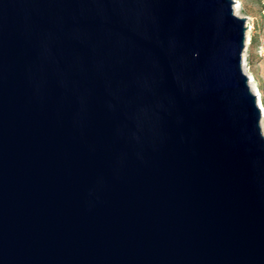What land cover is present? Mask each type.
<instances>
[{"label": "water", "instance_id": "obj_1", "mask_svg": "<svg viewBox=\"0 0 264 264\" xmlns=\"http://www.w3.org/2000/svg\"><path fill=\"white\" fill-rule=\"evenodd\" d=\"M234 3L0 0V264H264Z\"/></svg>", "mask_w": 264, "mask_h": 264}, {"label": "rangeland", "instance_id": "obj_2", "mask_svg": "<svg viewBox=\"0 0 264 264\" xmlns=\"http://www.w3.org/2000/svg\"><path fill=\"white\" fill-rule=\"evenodd\" d=\"M239 1V15L250 23L251 30L247 29V41L243 53L244 70L253 79V88L256 90L260 104L264 109V0H237ZM261 131L264 135V112L261 117Z\"/></svg>", "mask_w": 264, "mask_h": 264}, {"label": "bare ground", "instance_id": "obj_3", "mask_svg": "<svg viewBox=\"0 0 264 264\" xmlns=\"http://www.w3.org/2000/svg\"><path fill=\"white\" fill-rule=\"evenodd\" d=\"M235 1V3H234V12H235V14L237 15V16H240L239 15V10H240V5H239V1H237V0H234ZM241 17V16H240ZM247 27H249V29H251V26H250V23H247ZM246 41H247V34H246ZM253 79H251L250 77H249V85H250V87H251V89L254 91V92H256V90L253 88ZM257 94V93H256ZM261 108H262V113L264 112V109H263V107H262V105H261Z\"/></svg>", "mask_w": 264, "mask_h": 264}, {"label": "built area", "instance_id": "obj_4", "mask_svg": "<svg viewBox=\"0 0 264 264\" xmlns=\"http://www.w3.org/2000/svg\"><path fill=\"white\" fill-rule=\"evenodd\" d=\"M262 15L264 16V9L262 10ZM248 22H246V24H247ZM248 29H249V27H248ZM249 30H251V29H249Z\"/></svg>", "mask_w": 264, "mask_h": 264}]
</instances>
